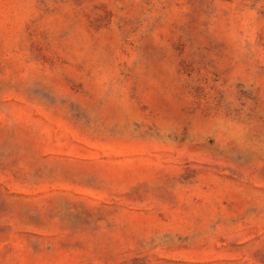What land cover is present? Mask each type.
<instances>
[{"label": "rangeland", "instance_id": "rangeland-1", "mask_svg": "<svg viewBox=\"0 0 264 264\" xmlns=\"http://www.w3.org/2000/svg\"><path fill=\"white\" fill-rule=\"evenodd\" d=\"M0 264H264V0H0Z\"/></svg>", "mask_w": 264, "mask_h": 264}]
</instances>
